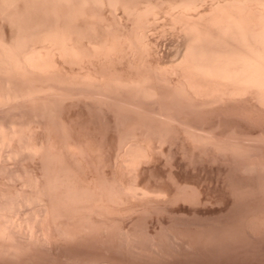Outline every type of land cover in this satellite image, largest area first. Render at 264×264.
Here are the masks:
<instances>
[{
  "label": "bare ground",
  "instance_id": "bare-ground-1",
  "mask_svg": "<svg viewBox=\"0 0 264 264\" xmlns=\"http://www.w3.org/2000/svg\"><path fill=\"white\" fill-rule=\"evenodd\" d=\"M83 247L264 256V0H0V258Z\"/></svg>",
  "mask_w": 264,
  "mask_h": 264
},
{
  "label": "rangeland",
  "instance_id": "rangeland-1",
  "mask_svg": "<svg viewBox=\"0 0 264 264\" xmlns=\"http://www.w3.org/2000/svg\"><path fill=\"white\" fill-rule=\"evenodd\" d=\"M166 17L164 16V14H161L158 17L157 22L154 24L155 28L152 29V35L156 39H159L158 41H159V43L161 42L160 43L161 48L165 47V48H163L165 50H167L166 48H169L168 46H169V43L171 42V44H170L171 47L168 49L169 51L167 50L168 54H167V56H165V59L168 60V59L172 58L174 53H175V48L173 47V45H175V44H173V43H177V40H176L177 35H175V31L172 32L170 29H169L170 31L168 30V28H169L168 23H167L168 18L166 19ZM166 20H167V22H166ZM159 24L160 25L162 24L161 27L159 26ZM164 25H165V27H164ZM156 26H158V27H156ZM162 29H165V31L162 32ZM162 43H165V46ZM107 255H108V257H107ZM84 256L88 257V258L93 257L94 259L101 258V257L107 258V259L112 260L114 262V264H149V263L150 264H180V263L181 264H199V263L200 264H223V263L224 264H249V263L250 264H264V256L254 257L251 259H238V258H232V257H229V258H216V257H214V258H212V257L206 256L204 254H200V255H193V254L189 255V254H185V253L180 254V253H177V252L172 251V250H169L167 253H165L163 255L155 254V253L149 252L147 250H143V252L141 254H135V253H129V252H126V253L120 252V251L114 250L112 248L101 249V248H97V247L70 248V249H67L65 256H62V257L36 253V254H33V255L29 256L28 258H26V260H22V261H18V262L0 258V264H33V263L34 264L35 263L36 264H83L82 262H78V261L76 262V259H78L79 257L83 258ZM175 259H177V260H175ZM31 260H33V261H31ZM240 260H241V262H240ZM187 261H188V263H187ZM253 261H255V262H253ZM190 262H192V263H190ZM221 262H223V263H221Z\"/></svg>",
  "mask_w": 264,
  "mask_h": 264
}]
</instances>
